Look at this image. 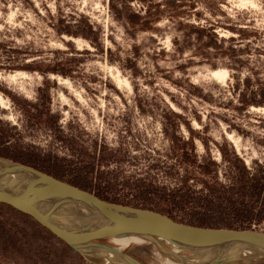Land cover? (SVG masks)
I'll list each match as a JSON object with an SVG mask.
<instances>
[{
    "label": "rangeland",
    "instance_id": "1",
    "mask_svg": "<svg viewBox=\"0 0 264 264\" xmlns=\"http://www.w3.org/2000/svg\"><path fill=\"white\" fill-rule=\"evenodd\" d=\"M261 90L264 0H0V156L106 200L264 230ZM44 229L0 207V260L89 264Z\"/></svg>",
    "mask_w": 264,
    "mask_h": 264
},
{
    "label": "water",
    "instance_id": "2",
    "mask_svg": "<svg viewBox=\"0 0 264 264\" xmlns=\"http://www.w3.org/2000/svg\"><path fill=\"white\" fill-rule=\"evenodd\" d=\"M0 203L28 215L94 264L101 259L102 264H144L124 249L103 242L107 238L142 239L171 258L174 249L188 251L196 261L192 264H236L264 257V230L187 224L159 211L106 200L2 156ZM195 251L207 252L206 258L195 257Z\"/></svg>",
    "mask_w": 264,
    "mask_h": 264
},
{
    "label": "bare ground",
    "instance_id": "3",
    "mask_svg": "<svg viewBox=\"0 0 264 264\" xmlns=\"http://www.w3.org/2000/svg\"><path fill=\"white\" fill-rule=\"evenodd\" d=\"M213 73L215 74V76L221 78V79H225L228 75L229 72L225 69H219L216 71H213ZM132 242L138 243V242H146L142 239H138V238H121V239H114V245H116L117 247H119L120 249H124L125 247L129 246ZM175 251V255H173L178 261H175V259L171 258V257H166L164 260V264H192L195 263L194 261H191V258L189 256H187L186 254H184L182 252V250L180 249H174ZM158 254V253H157ZM207 255V252H199V251H195V257L197 258H203L205 259Z\"/></svg>",
    "mask_w": 264,
    "mask_h": 264
},
{
    "label": "trees",
    "instance_id": "4",
    "mask_svg": "<svg viewBox=\"0 0 264 264\" xmlns=\"http://www.w3.org/2000/svg\"><path fill=\"white\" fill-rule=\"evenodd\" d=\"M69 32H71V31H69ZM74 34H77V33H74ZM82 34H84V36H87L85 33H82ZM258 96H259L260 99H256V96L253 97V99H254V103H257V104H259V103H264V90H261V93H258ZM240 168H241V170H242V172H243V175H244L245 177H247V179H248V181L246 180L247 183H248V185H249L251 188H253V190L257 189V190H258V194H261L260 189H261V191H262V188H263V186H264V182H263V180H262V179H258L257 177H255V176H253V175L250 177V176H249V175H250V172H249V170L246 168V166L243 165V163H242V165L240 166ZM244 181H245V180H244ZM0 207L8 209L9 211H11V212L14 213V214L22 215V216H24V217H26V218H31V217H29L28 215H25L24 213H21V212L17 211L16 209H14V208L11 207V206H8V205L1 204V203H0ZM44 230H45L47 233H49V234L52 235V233H51L50 231H48L47 229H44ZM53 236H54V235H53Z\"/></svg>",
    "mask_w": 264,
    "mask_h": 264
},
{
    "label": "crops",
    "instance_id": "5",
    "mask_svg": "<svg viewBox=\"0 0 264 264\" xmlns=\"http://www.w3.org/2000/svg\"><path fill=\"white\" fill-rule=\"evenodd\" d=\"M10 262H6V261H2V260H0V264H16V262H14V261H11L10 259H8ZM89 264H94V263H90L89 262Z\"/></svg>",
    "mask_w": 264,
    "mask_h": 264
}]
</instances>
